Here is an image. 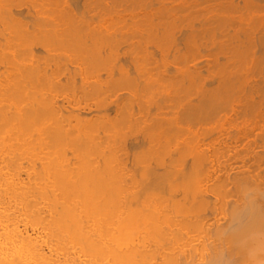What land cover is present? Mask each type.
<instances>
[{"label":"bare ground","instance_id":"obj_1","mask_svg":"<svg viewBox=\"0 0 264 264\" xmlns=\"http://www.w3.org/2000/svg\"><path fill=\"white\" fill-rule=\"evenodd\" d=\"M233 252H264V0H0V264Z\"/></svg>","mask_w":264,"mask_h":264},{"label":"rangeland","instance_id":"obj_2","mask_svg":"<svg viewBox=\"0 0 264 264\" xmlns=\"http://www.w3.org/2000/svg\"><path fill=\"white\" fill-rule=\"evenodd\" d=\"M223 209L224 207L222 206L221 202L217 205H212L213 214L209 215L208 218L213 219L215 217L222 216ZM177 253H178V256L180 257V260L182 261L185 259V257H188V259L192 261H196L199 259V254L200 253L202 254V252H177ZM247 254H252L254 257L253 259L255 261L257 260L259 264H264V252H233V254L231 255L232 263L233 264H250V262L244 261L247 258Z\"/></svg>","mask_w":264,"mask_h":264}]
</instances>
